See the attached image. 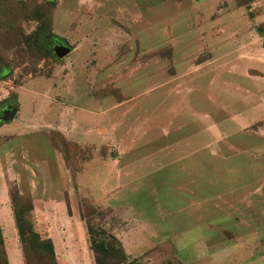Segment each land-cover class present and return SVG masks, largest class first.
<instances>
[{
  "label": "rangeland",
  "instance_id": "rangeland-1",
  "mask_svg": "<svg viewBox=\"0 0 264 264\" xmlns=\"http://www.w3.org/2000/svg\"><path fill=\"white\" fill-rule=\"evenodd\" d=\"M262 33L264 0H0V111L18 110L0 119V177L16 212L32 206L26 144L72 175L49 231L78 247L68 264H264ZM20 219L24 264L63 260ZM79 222L116 241L69 244Z\"/></svg>",
  "mask_w": 264,
  "mask_h": 264
},
{
  "label": "crops",
  "instance_id": "crops-1",
  "mask_svg": "<svg viewBox=\"0 0 264 264\" xmlns=\"http://www.w3.org/2000/svg\"><path fill=\"white\" fill-rule=\"evenodd\" d=\"M17 138L19 137H16V140ZM12 142H10L9 145L7 144V149L13 147L14 144H16V146H19L21 144L20 141L17 143ZM19 149L20 153L22 154L21 156L25 159V161L21 162L22 165L25 167H29L30 170L28 171H31L32 174H34L32 176H35L34 179L31 178L32 184L29 180L27 181L28 187L32 186L31 191L29 190L28 192L31 197L32 206L28 210L27 219L29 222H31L33 230L35 229V231L41 236L44 235L46 236V238H49L52 241L53 245H55V253L58 257L57 259H63L60 260V262L59 260H57V264H68L65 261H69L70 259H72L74 254H76L75 256L77 257L78 254H80L77 250L78 247H75V249L72 251L71 249L66 251L67 247H59L56 245L55 238L53 234L49 231L51 227L50 225L55 226L58 222L62 223L65 221V219L62 218V214H60V212L62 211V207H64V205L66 204V201H63V196H60L59 194L62 195L63 186L61 182H64V187L71 185L72 175L66 168L65 161L57 152L55 156L56 162L54 163L53 169H51L49 162L45 158H42L43 156L32 158L31 151L29 150V148H27L26 144L24 146L20 145ZM9 175H11L12 180L13 178H16L17 182H15V185L17 183L18 186L22 187L23 180L21 179V172H15L14 174L10 173ZM36 175L38 176L39 180L37 179ZM0 180V228L3 237V244L4 247L5 245L10 246L12 251H14V249L16 251L19 250L20 256L22 258L21 260L17 258L15 259V261H13L10 256L11 252L8 250L7 247H5L6 259L8 264H24L21 242L19 240V235L16 229V224L13 216V204L11 202V197L8 189L10 181L7 177L5 178L4 175H1ZM52 181L55 187L51 188L50 185L52 186ZM23 187L25 186L23 185ZM58 195L62 198L61 200ZM53 212H56V214L58 215L54 216ZM69 230L72 234L71 239L67 240L69 244L76 237H78L79 231L80 234L81 232H85L86 234L85 228L81 222L73 226L70 225ZM63 242L65 245V240ZM87 244L88 243L86 241L85 245L87 246ZM62 261H64L65 263H63ZM254 264H258V262Z\"/></svg>",
  "mask_w": 264,
  "mask_h": 264
},
{
  "label": "trees",
  "instance_id": "trees-1",
  "mask_svg": "<svg viewBox=\"0 0 264 264\" xmlns=\"http://www.w3.org/2000/svg\"><path fill=\"white\" fill-rule=\"evenodd\" d=\"M54 39H55V37H54ZM13 216H14V220H15V224H16V229H17V232H18V235H19V240L21 242V245H23V239H22V234H21L20 226H19V223H18V221L21 220L20 218H22V220L24 222L23 224L27 225L28 231L33 236H35V237L38 238L37 233H35L33 231V229H32L31 223L26 219V217H25L24 214H20V213L16 212V210L14 208V205H13ZM85 227H86L87 234L89 236V248L92 251H94L95 253L98 250H100V246H98L96 244V241L94 239V237L96 236L97 233L98 234H101L102 236L108 237V238L116 241V239H115V237H113V235L107 234L103 229H95V228L91 227L89 225V223H87L85 225ZM43 242H45L48 245L49 250H50V253L52 254L53 253V250H52L51 241L48 239L46 241L44 240ZM0 249H1L0 258L2 259V262L0 264H8L7 259H6V255L4 253V248H3V237H2L1 228H0ZM110 253L112 255H115L117 253V251L112 250V251H110ZM119 254H121V256H120V262L122 263L123 261H125L126 258H125V255H124L123 251L120 250V253ZM97 264H100V263H98V261H97Z\"/></svg>",
  "mask_w": 264,
  "mask_h": 264
},
{
  "label": "water",
  "instance_id": "water-1",
  "mask_svg": "<svg viewBox=\"0 0 264 264\" xmlns=\"http://www.w3.org/2000/svg\"><path fill=\"white\" fill-rule=\"evenodd\" d=\"M262 37H264V33L261 34ZM52 46V53L55 58L61 59L64 58L66 55H68L71 52V48L68 47L67 45L57 41L56 39H53V43H51ZM18 110L16 107H11L5 109L0 117L1 121L3 122H8L14 119L16 116Z\"/></svg>",
  "mask_w": 264,
  "mask_h": 264
},
{
  "label": "flooded vegetation",
  "instance_id": "flooded-vegetation-1",
  "mask_svg": "<svg viewBox=\"0 0 264 264\" xmlns=\"http://www.w3.org/2000/svg\"><path fill=\"white\" fill-rule=\"evenodd\" d=\"M57 40V39H56ZM58 41V40H57ZM59 42H61V41H59ZM51 43H53V41L51 42ZM62 43V42H61ZM52 46V44L50 45V47ZM52 49V48H51ZM5 109H7V107L6 108H4V109H2L1 111H0V117H1V115L3 114L2 112L5 110Z\"/></svg>",
  "mask_w": 264,
  "mask_h": 264
}]
</instances>
